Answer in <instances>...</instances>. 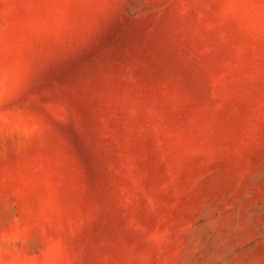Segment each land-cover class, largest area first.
<instances>
[{
  "label": "rangeland",
  "instance_id": "1",
  "mask_svg": "<svg viewBox=\"0 0 264 264\" xmlns=\"http://www.w3.org/2000/svg\"><path fill=\"white\" fill-rule=\"evenodd\" d=\"M0 264H264V0H0Z\"/></svg>",
  "mask_w": 264,
  "mask_h": 264
}]
</instances>
